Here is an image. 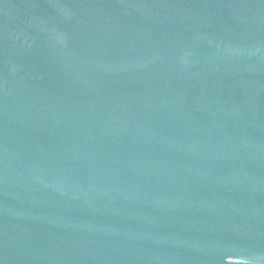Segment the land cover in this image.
Returning a JSON list of instances; mask_svg holds the SVG:
<instances>
[{
    "label": "water",
    "instance_id": "obj_1",
    "mask_svg": "<svg viewBox=\"0 0 264 264\" xmlns=\"http://www.w3.org/2000/svg\"><path fill=\"white\" fill-rule=\"evenodd\" d=\"M0 264H264V0H0Z\"/></svg>",
    "mask_w": 264,
    "mask_h": 264
}]
</instances>
